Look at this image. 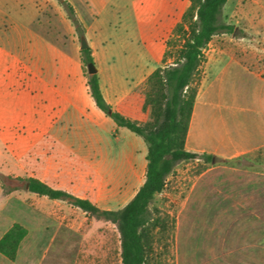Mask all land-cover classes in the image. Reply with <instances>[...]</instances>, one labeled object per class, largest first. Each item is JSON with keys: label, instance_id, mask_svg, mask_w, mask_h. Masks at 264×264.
<instances>
[{"label": "rangeland", "instance_id": "374dc122", "mask_svg": "<svg viewBox=\"0 0 264 264\" xmlns=\"http://www.w3.org/2000/svg\"><path fill=\"white\" fill-rule=\"evenodd\" d=\"M3 1L12 13L21 11L18 0ZM133 3L127 16L138 20L145 32L149 27L145 43L155 55L171 16L180 19L190 6V0ZM40 15L36 29L55 43L69 44V33L50 2L41 5ZM223 21L237 30L215 37L207 48L195 107L197 149L222 154L231 153L236 141L251 145L264 141V0H229ZM107 22L104 17V28ZM130 42V50L122 48L105 57L116 64L114 76L119 78L133 75L131 60L140 55L138 42ZM76 43L81 46L79 39ZM149 65L156 69L163 63L155 58ZM152 70L138 79L137 86ZM191 123L189 149L207 153L195 151L194 119ZM115 136L124 145L127 162L116 166L120 151L115 148L110 149L115 158L109 163L101 159L88 168L71 170L49 167L45 154L4 151L0 137V179L20 187L6 200L0 197V238L16 222L27 224L32 232L16 263L0 254V264H122L120 234L114 225L89 218L66 202L30 193L19 180L35 176L102 209H121L145 181L147 146L127 129ZM51 156L56 158L54 165H63L61 154ZM151 209L166 227L155 231L150 264H264V148L232 159L216 156L209 162L203 157L181 162ZM41 213L51 220L39 217Z\"/></svg>", "mask_w": 264, "mask_h": 264}, {"label": "crops", "instance_id": "0c3cea01", "mask_svg": "<svg viewBox=\"0 0 264 264\" xmlns=\"http://www.w3.org/2000/svg\"><path fill=\"white\" fill-rule=\"evenodd\" d=\"M2 1L0 0V137L3 150L16 154H45L49 167L66 170L85 169L92 163L101 162V159H107L109 163L115 158L110 155L115 148L120 151L116 166L127 162L124 145L122 142L118 143L116 140L119 138L115 136L117 133L121 134L123 129L117 130L114 121L96 106L90 95L83 70L81 46L78 47L76 43L79 38L65 9L58 0H18L21 11L12 13L10 5ZM67 1L74 7L85 27V38L93 51L104 96L110 105L116 107L141 85L137 86V83L144 73L151 69L154 72L158 68L154 69L155 65L149 64L155 58L157 62L160 58L163 60L166 41L181 22L182 16L180 19H172L171 16L162 38L163 43L158 55H155L154 49H150L145 43L149 27L145 32L138 20H130L127 16L133 10L134 0ZM48 2L62 18L70 36L69 44L55 43L36 29V24L40 23L41 5ZM104 17L108 18L105 28ZM150 30L153 32V28ZM132 39L138 42L137 51L140 53L131 60L133 75L125 78L114 76L116 64L108 62L105 57L122 48L130 50L133 48L130 42ZM197 118V111L194 110L195 151L232 159L258 153L264 148V141L259 145H251L243 140L234 142L231 153L197 149ZM192 123L186 142L187 150ZM262 133L264 135V128ZM188 151L194 152L191 148ZM50 154H61L63 165H54L56 158L49 157ZM73 176L78 174L73 173ZM38 179L53 187L44 179ZM55 189L71 193L70 189ZM38 216L51 220V216L45 213ZM22 225L28 229L29 234L21 246L32 234L27 224ZM20 251L21 248L17 259ZM43 257L44 254L41 259Z\"/></svg>", "mask_w": 264, "mask_h": 264}, {"label": "trees", "instance_id": "16d2710c", "mask_svg": "<svg viewBox=\"0 0 264 264\" xmlns=\"http://www.w3.org/2000/svg\"><path fill=\"white\" fill-rule=\"evenodd\" d=\"M229 0H190V6L166 41L163 65L158 67L118 106L110 105L102 91L98 73L89 74L88 65L95 64L90 47L81 50L84 74L96 106L116 127L141 137L147 146L145 181L136 195L123 208L102 209L90 199L55 189L35 177L19 178L30 193L52 201H63L84 212L89 218L114 225L120 234L122 264H150L154 252L156 230L166 223L154 218L151 205L161 194L169 176L181 162L203 157L209 162L214 154L194 153L186 148L193 118L206 50L215 37L234 35L237 27L223 21ZM75 27L79 40L86 35L83 23L67 0H58ZM87 68V70H86ZM20 187L0 179V197L6 200ZM28 229L14 223L0 239V254L16 262Z\"/></svg>", "mask_w": 264, "mask_h": 264}, {"label": "water", "instance_id": "95a60500", "mask_svg": "<svg viewBox=\"0 0 264 264\" xmlns=\"http://www.w3.org/2000/svg\"><path fill=\"white\" fill-rule=\"evenodd\" d=\"M80 42H81V50L87 49L89 47L88 41L85 37H83ZM88 72L91 75L96 74L98 72L96 65L95 64H89L88 65ZM27 188H28V186H27Z\"/></svg>", "mask_w": 264, "mask_h": 264}]
</instances>
